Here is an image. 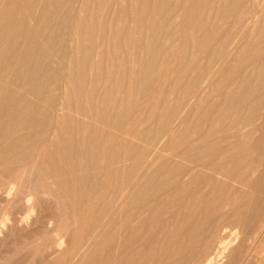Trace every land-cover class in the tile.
Listing matches in <instances>:
<instances>
[{"label": "bare ground", "instance_id": "1", "mask_svg": "<svg viewBox=\"0 0 264 264\" xmlns=\"http://www.w3.org/2000/svg\"><path fill=\"white\" fill-rule=\"evenodd\" d=\"M113 5L122 11L125 3L123 0H0V167L3 166L4 172L9 173L7 181L0 176V197L3 195L6 203H18L19 195L23 194L21 186H27L21 179L22 175L18 181H11L15 169L13 165L28 168L33 173L40 165L43 168L47 167V163L54 166L50 159L55 157L60 167L54 170V184L66 201L77 207L89 200L91 192L100 187L96 180L89 175L61 178L63 172L74 176L78 167L82 170L99 167L104 150L105 135L100 128L91 127L85 120L72 124L75 130L69 124L66 128L64 121L67 122L69 117L56 116L65 108L68 83L72 90L76 87L75 79L67 78L69 69L73 68L70 66L71 60L78 58L80 50L82 52L84 48L80 76L84 75L92 81L87 100L89 109L77 105L78 112H75L82 119L91 118L88 114H92L96 121H113L114 126L120 127L124 125V118L136 114L141 107L143 100L139 97L140 91L145 92L151 85L147 87L143 82L151 80L156 72H161L165 60L174 55L171 53L181 44L180 27L187 23L191 38L184 41L185 45L191 47L190 55L198 50L203 51L200 54L206 57H201L200 61L192 59L176 70L158 127L150 132L139 128L137 133L128 134L130 138H124L117 147L121 153H114L112 162L124 165L109 174L113 181L118 182L117 190L104 206L92 213L90 211L95 220L77 229L78 232L74 234L77 233L78 243H74V248H77L76 251L90 250L94 247L93 240L105 235V241L110 246L105 264H188L191 257L200 253L198 248L193 249L191 239L187 240V236H196L201 232V223L194 220L203 216L206 220L220 218L223 210L233 209L232 204L241 195V199L246 198L243 194L248 187L262 185L260 179L264 177L261 174L264 169L260 171V163L264 162V153L260 148L248 165L247 159L236 165H232L233 162L228 166L224 164L226 158L240 152L249 143L256 132L255 120L262 119L261 124H264V108L261 109L264 103V45L256 43L250 46L246 41L254 29L259 34L264 31V26L258 24L259 13L264 10V0H250V9L247 11V5L242 6L236 14V4H231L230 0H134L130 6L131 19H128L130 31L123 36L122 42L119 41L122 35H118L121 31L116 32L113 36L115 42L108 44L110 49L103 47L106 45V34L97 32L105 23L104 14L113 9ZM96 6L101 12L100 16L96 13ZM215 13L234 20L231 24L221 21V27L217 30L209 20ZM121 21L120 17L117 22ZM229 24L231 28L226 31ZM233 28H237L236 33ZM241 47L244 51L235 50ZM103 53L107 55L104 66L101 60ZM255 59L260 61H253ZM230 67L234 70L233 74L227 75L223 81L217 80L222 71ZM71 70L77 72L75 68ZM234 77L236 79L230 83ZM51 80L53 82L49 85ZM143 85L145 89H142ZM47 86L49 100L45 106L40 103V109L28 105L27 100L15 92L16 88L18 91L27 90L38 99ZM213 87L218 91L224 90V95L196 117L199 108L209 99L208 92ZM134 93L138 94L137 98H134ZM51 108L55 119L49 114ZM194 121L196 124H192ZM200 122H208V130L202 132L194 129L187 138L177 140ZM45 123L53 126L55 131L65 126L68 136L65 149H61L56 142H48L45 131H36L37 124ZM131 137L145 138L144 144L138 147ZM39 138L40 148L32 153ZM111 138L114 139L115 135ZM172 140L174 142L169 144ZM45 141L47 146L43 147ZM24 143L26 148L21 152ZM167 145L170 153L176 149L180 151L171 153L173 160L164 157ZM190 156L191 159L184 158ZM131 159L134 162L127 164L126 161ZM154 165L157 168L152 170ZM239 165L237 172L235 170ZM201 182H206L214 190L225 189L227 197H199L191 190L194 184ZM79 186L82 190L77 193ZM38 191L41 192L40 189ZM33 194L29 191L21 196L25 213L22 218L18 217L20 220H16L19 212L10 208L2 214L0 220L5 217L10 220L5 221L6 228L18 221L28 223L36 206V196ZM188 199L194 201L195 206L189 207L187 215L182 210L186 209L187 205L183 203ZM177 206L179 210H176ZM39 212L42 213L41 210ZM45 212L47 217L48 211ZM246 215L244 225L247 230H252L256 238L262 233L261 218L253 210L247 211ZM105 218H108L107 223H104ZM214 225L210 229L202 228L201 238H206L215 228ZM3 230L0 228V233ZM238 231L231 228L227 235L219 233L210 246L204 240L198 246L210 248L204 264H223L227 256L225 264L257 263V259H249L252 247L247 245L249 243H246V237L243 238L244 234V240H239L241 231ZM62 233L50 237L51 243L41 242L46 246L45 251L41 249L44 253H40L44 259L42 263H51V258L54 264L60 263L52 256H60L68 248L65 247L68 238L64 240ZM235 244L238 245L233 247ZM104 246V242H99L94 249L99 251ZM37 248L39 251L40 245ZM93 255V252H86L83 255L85 263L92 258L94 260ZM261 264H264V260Z\"/></svg>", "mask_w": 264, "mask_h": 264}, {"label": "rangeland", "instance_id": "2", "mask_svg": "<svg viewBox=\"0 0 264 264\" xmlns=\"http://www.w3.org/2000/svg\"><path fill=\"white\" fill-rule=\"evenodd\" d=\"M123 1H124L125 5H124V8L122 11L117 6L115 7L113 5L115 10H113L114 8L110 9L109 12H106L105 13L106 15L104 14V16H103V18H105V23L102 24V27L98 30L97 33L100 35L106 34V36L104 38V43H106V45L103 46L104 48H107V47L110 48L111 46H109L108 44L109 43L113 44L115 42L113 39V36L116 32L121 31V33H118V35H122L120 37L121 39L119 40L122 42L123 36L130 31L131 24H130V21L128 19L129 18L131 19L132 11H130V6L134 3V0H123ZM230 3L236 4L235 14L239 11V9L242 6L247 5V11L250 9V7L248 6V4L250 5V0H230ZM95 9H96V13L100 16L101 12L99 11L97 6L95 7ZM190 13L191 12H189V14ZM259 16H260V20H259L258 24L264 26V20H263L264 10L261 13H259ZM261 16H262V20H261ZM120 17L122 18V21L117 22V20ZM111 20H113V21H111ZM209 20L214 25H216L215 29L219 30V28L221 27V21H229V23L231 24L234 19L219 17V15H217L215 13V14L211 15ZM230 24L228 27H226V31L228 29L230 30V28H231ZM99 26H97V27H99ZM188 28H189V25L187 23H183V25L180 27V29H181L180 30V33H181V35H180V37H181L180 38V43H181L180 46L176 50H174V52L171 53V54L174 53V55H170L165 60L166 63H165V66L163 65L164 67L162 66L163 68H162L161 72H156L155 76L151 80L148 79V81L143 82V84H145V83L147 84V87L150 85V83H151V85L147 88V90L145 92L140 91L139 97H141L143 100V103H141V107L139 108V110L137 111L136 114L133 113V114L129 115V118H124L123 119L124 125L120 126V127L114 126L113 121H109V122H103V121H98V120L96 121L95 118L92 116V114L91 115L88 114L89 116H91V118L86 117V118L82 119V116L76 113V112H78V110H77L78 106L77 105L81 106L82 108H83V106H85L86 109H89L87 100L89 98V93H90L92 81L89 80L87 77H84V75L80 76V72H81L80 68H81V65L83 64L82 56H84L83 55L84 54V48H82V52L80 50L78 58L73 57V59L70 62V66L77 69V72H75V70L72 71L71 69H73V68H70L68 73H67V78L73 77L75 79L74 84L76 85V87L74 90H72L73 87L71 85H69V83H68V88L66 91L67 95L65 97V108L63 111L58 112L56 114V116L58 117V115L59 116L65 115V116L69 117L67 122L64 121V123L66 124V128L68 126L67 124H69V127L70 128L73 127L75 130V127L72 124H76L77 122H82L83 120H85V122L89 123L91 125V127L100 128V130L102 132H104V135H105L104 139H103V149L104 150H103V154H102L100 161H99V167L89 169V170H82L81 168L78 167V171L74 176H71L69 174H64V172H63L61 178H63V179H69L70 177L80 178V177H82V175H89L90 177L93 178V180H96V182L100 184V187L96 191L91 192L89 200L83 202L82 204H79L80 206L75 207L66 201V199L63 196V193L54 184V179H55L54 178V172H55L54 170L56 168L60 167V165H59L60 162L57 158L52 157V159H50L52 161V163L54 164V166L52 164L47 163V167L43 168L40 165V168H36L33 173H30V169H28V168L27 169H25L23 167L17 168L16 165H13L15 169L12 171L14 173V175L11 177V181H18L19 177L22 175L21 176L22 178L21 177L20 178L22 179L24 184H26L27 186L26 187L21 186V190H22L21 192L23 194H21V192H20L21 195H19V197L17 199L18 201H16L18 203H14V204L13 203L12 204L6 203V200L2 199L3 195L0 197V217L2 216V214H4L10 208V210H15V212L17 211V213L19 212L18 215H16V217H17L16 220H20L19 218H22L21 217L22 214L24 216V213H25V211H23V209H25V206L20 201L22 200L24 193H28L29 191H30V193H34L33 195L36 196V198L34 200L35 201L34 205H36L38 208L35 206L34 213L31 217V219L28 221V223H22L21 221H18V223H17L18 225L17 224H11V225L9 224L10 226L8 225V227H10V228H6L0 233V264H44V263H42V262H44L42 254L44 253L46 246H44V244L42 245V243L46 244L47 243L46 241L51 243L50 237L52 238L56 235V233L58 234L60 232L64 233V235H65V236H63V237H65L64 240H66V238H68L66 241L67 244H65V247H68V248L65 249L66 251H62V254L60 253V256H59V254L52 256L55 260L59 259L58 260V263L60 262L59 264H87V263L88 264H100V262H101V264L106 263V261L108 259V254H109L108 250L110 247L109 245H107V242L105 241L106 238H104L107 236L104 235L100 239L96 238L93 240L94 247L99 242L105 243V246L102 249H100L99 251L95 250L94 247L90 250L79 249L78 251H76L77 248H74L75 247L74 243H78V240H77V233H76V235L74 233L78 232L77 229H79L80 226L88 225L92 222V220H95V219H93L94 217H92V215L90 214V211L92 213L96 208H101L102 206H104L107 203V200L111 197V195L114 194V192L117 190V183L118 182L113 181L111 179V177L109 176L110 171L116 169L118 166L124 165L120 162H115V163L112 162L113 154L114 153H117V154L121 153V151L120 152L117 151V147L123 142L124 138H126V137L130 138L128 136V134L133 135L134 133H137V130L139 128H141L144 132H146V131L150 132V131H153L154 129H156L158 127V124L160 123V116H161L164 108L166 107V100H167L166 94L173 87V80H175V77L173 75L175 74L176 70L177 69L180 70L181 68H183L192 59L194 61H200L202 59L201 57H206V56L200 54V53H203V51L198 52V50H196V53L194 55L193 54L190 55L189 50L191 47L185 45L186 40L184 41V39H190L191 38L190 33L187 31ZM233 32L236 33L237 28H233ZM108 35H109V37H108ZM245 40L246 39H244V41ZM119 41H117V42L119 44H121ZM246 41H249L250 46L255 45L256 43H258L260 45H264V31H262L259 34V31L257 29H254L252 36ZM235 50L237 52L244 51V49L242 47L239 50L238 49H235ZM177 53H178V55H177ZM106 56H107L106 53L101 54V60L103 61V66H104L106 58H107ZM253 61L259 62L260 60L255 59ZM166 71H167V73H166ZM233 72H234L233 68L230 67L226 71L225 70L222 71V73L220 74V76L218 77L217 80L223 81L228 77L227 75H231V74H233ZM234 79H236V77L232 78L230 83H233ZM53 80L49 81L48 84L49 83L52 84ZM81 89H83V90H81ZM142 89H145L144 85H143ZM15 90H17V91H15V92H17V94L21 95L22 97H24L27 100L28 105H33V108H35V109H40L39 108L40 103L44 104V106H45L46 105L45 103L48 102V100H49V95H50L49 86H47L46 91L43 93L42 96H39L38 99L35 98V96L32 95L31 92L29 93L27 90H23V91L19 90L18 91L17 88ZM208 95H209V99L206 101V103L203 106H201L199 108V110L196 114V117H199L200 114H202V112L204 111V109L209 107L212 102L218 101L219 99H221L222 96L224 95V90L218 91L216 88L213 87V89L212 90L210 89V91L208 92ZM137 96H138V94L134 93V98H137ZM36 97H37V95H36ZM219 103H221V102H219ZM262 108H264V103L261 104V109ZM49 114H51V117H53V108L50 109ZM246 114L243 117H245ZM56 116H54L53 119H55ZM259 117L260 116H258L257 119ZM262 122H263L262 119L255 120V122L253 124H257L256 128H255L256 132L253 135V137L250 139L249 143L246 144L244 146V148L240 150V152H237L236 154H231V156L226 158L224 166H228V164H231V162H233L232 165H236L239 162H241L243 159H247V163H246L247 165L249 163H252L253 162L252 160L254 159V156L256 155L258 148H260L261 152L264 153V124H261ZM192 124H196L195 121ZM208 127H209L208 122H206V123L200 122L199 124L196 125L195 128H189V131L187 133H185V136L177 138V140H179L183 137L187 138L189 136V134L194 129H199L203 132L204 130L205 131L208 130L207 129ZM257 127H258V129H257ZM66 128H65V126H63L62 128L58 127L55 131V128L53 126L51 127L49 124L45 123V124H37L36 131L39 133L40 132L42 133L45 131L47 133L46 136L48 137V139L46 137V140L48 142H50V141L56 142V143H58V146L61 149H65L67 146V142H68V136L65 133ZM184 131H186V130H184ZM182 133H184V132H182ZM57 135L59 136V138H58L59 140H57V137H58ZM112 135H115L116 140H115V138L114 139L111 138ZM40 139L41 138L37 139L38 142H35L36 146L34 149H32V147H31V149L33 150L32 153H35L36 151L39 150V148H40L39 145L41 142ZM131 140L135 141L137 146L140 147L144 144L143 141L145 140V138L141 137L140 139H138V137L137 138L131 137ZM173 142H174V140L170 141L169 144H172ZM45 145L47 146L46 141L42 143L43 147ZM166 147L168 150L164 153L165 154L164 157H169L167 160H173L171 158L172 152H180L178 149H176L170 153L169 146L167 145ZM25 148H26V144L24 143L21 146L20 151L24 152ZM44 149H46V148H44ZM133 157H135V155H133ZM191 157L192 156L184 157V158L185 159H187V158L191 159ZM217 157L218 156H216L215 158H217ZM7 160L9 162H12V160H10V159H7ZM181 161H186V160L181 159ZM74 162L78 164V162L76 160H74ZM132 162H134L133 159L126 161L127 164H130ZM39 164H40V162H39ZM157 165H154L152 170H155L157 168ZM263 169H264V162H261L260 163V171H262ZM239 170H240V165L238 168H236L235 171L239 172ZM1 172L4 173V175ZM258 174L259 173L256 174L254 179L257 177ZM261 174H264V173H261ZM7 175H9V173L4 172V168H3V166H1L0 167V176L2 177V179L7 181L6 180ZM260 180H261V184H262L260 187H257L254 185H251L250 187H248L247 190L243 194L246 198L241 199V196H242L241 195L240 198L238 199V201L236 203L232 204L233 209H230L228 211L223 210L224 213L222 212L220 214L221 216L219 215L220 218L219 217H217V218L213 217V218L206 220V218H204V216H203L201 218H197L194 220L195 223L196 222L198 224L201 223V232L199 233V235L196 234L197 237L194 234H191L192 236L191 235L187 236V240L190 238L193 249L198 248L200 253L197 254V256L191 257L190 258L191 261L188 264H202V263L204 264L205 259L207 258L208 253L210 252V248L207 246L200 248L198 246L204 240L206 242H208L209 243L208 246H210L211 242H213L215 236L219 235V233L220 234L225 233V235H227V233L230 231L231 228L238 229L239 230L238 233L241 231L240 232L241 238L239 236V240H244V239H242L243 234L245 235V236L243 235V238L244 237L247 238L246 243H249L247 245L252 247V251H250L251 256L249 257V259H252V258L257 259V263H254V264H261L262 263V261L264 260V249H262L264 247V240H263L264 239V177L261 178ZM4 187H6V186H3V188ZM257 188H260V189H257ZM39 189L41 192L38 191ZM226 189H229V187ZM81 190L82 189L80 186L76 188L77 193H80ZM42 191L44 194L43 197H42ZM191 191L194 193H197L199 197H201V196H218V195L227 197V191L225 189L214 190L210 187V185L206 184V182L194 184L193 189ZM47 192H48V194H47ZM38 194L41 195V197H40L41 200L38 198L40 196V195L38 196ZM190 195H192V194H190ZM44 197H46V198H44ZM36 199H37V201H36ZM44 199H46V200H44ZM16 204H17V207L15 206ZM183 204H185L187 206H186L185 210L184 209L182 210V212L186 213L187 215L190 212L189 207L195 206V202L190 201L189 199ZM10 205L11 206L14 205V207H11ZM178 207L179 206L175 207L176 210H179ZM41 208L44 210H42ZM40 210L42 211V213L39 212ZM45 210L48 211L47 217H46L47 212H45ZM251 210L254 211V214L256 212H258V214L261 218L260 224L262 223V225H263L262 233L260 235H258L256 238H254V235L252 234V230H247L246 229L247 227L244 225V223L247 222V220H246L247 218H245L247 216L246 215L247 211H251ZM44 213H45V215H44ZM225 213H228V214L225 215ZM60 214L62 216H60ZM42 215L45 216L46 218L45 217L43 218ZM35 216H36V218H35ZM107 219L108 218L104 219V221H105L104 223H107ZM43 220L47 221V222L45 223ZM42 223H43V225H42ZM212 225H214L215 228H213L211 230V233L208 236L206 235L207 236V237L205 236L206 238H201L202 228H204V229L209 228L210 229L212 227ZM13 226H15V227H13ZM46 227H47V229H46ZM51 228H52V230H51ZM51 231L52 232L54 231V232L52 233ZM45 232H47V233H45ZM63 233H62V235H63ZM43 234L45 236H47V238H45V236ZM72 234H74L75 237ZM49 235H51V236H49ZM67 235H69V237ZM46 239H48V240H46ZM68 241H69V244H68ZM238 244H235L233 247H236ZM39 245H40V248H39L40 250L38 251L37 246L39 247ZM70 246H71V248L69 249ZM41 249L44 251H41ZM63 250H64V248H63ZM86 252H89V253L93 252L94 253V255H93L94 260L92 258L87 263H85L86 260L84 259L83 255H85ZM40 253H42V254H40ZM258 253H261V254L259 255ZM64 254H66V255H64ZM40 255H41L42 259L40 258ZM51 260H52L51 263H47V262H49V261H47L46 264H54L53 263L54 260L52 258H51ZM226 260L228 261V256L226 257L223 264L227 263ZM91 261H92V263H91Z\"/></svg>", "mask_w": 264, "mask_h": 264}, {"label": "clouds", "instance_id": "3", "mask_svg": "<svg viewBox=\"0 0 264 264\" xmlns=\"http://www.w3.org/2000/svg\"><path fill=\"white\" fill-rule=\"evenodd\" d=\"M5 221L10 222L9 218L5 217L4 220H0V228L6 229L7 225H6Z\"/></svg>", "mask_w": 264, "mask_h": 264}]
</instances>
